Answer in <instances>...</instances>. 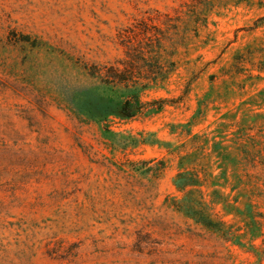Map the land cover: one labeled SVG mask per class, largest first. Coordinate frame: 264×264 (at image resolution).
<instances>
[{"label": "rangeland", "instance_id": "rangeland-1", "mask_svg": "<svg viewBox=\"0 0 264 264\" xmlns=\"http://www.w3.org/2000/svg\"><path fill=\"white\" fill-rule=\"evenodd\" d=\"M0 264H264V0H0Z\"/></svg>", "mask_w": 264, "mask_h": 264}, {"label": "trees", "instance_id": "trees-1", "mask_svg": "<svg viewBox=\"0 0 264 264\" xmlns=\"http://www.w3.org/2000/svg\"><path fill=\"white\" fill-rule=\"evenodd\" d=\"M162 36L161 28L145 20L117 32L118 44L123 48L124 58L108 67L104 82L124 83L126 88L128 82H131L134 89L132 100H125L118 109L119 115L131 117L140 112L144 103L135 95L137 90L148 86L149 81L163 79L173 64L169 61L162 63L158 59ZM151 61L154 62L153 65H150ZM143 69L147 71L146 75L141 72ZM149 73L154 75L151 77Z\"/></svg>", "mask_w": 264, "mask_h": 264}]
</instances>
